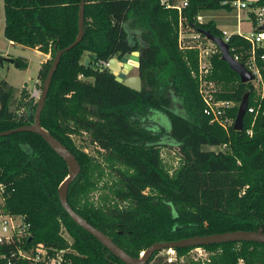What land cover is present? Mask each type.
Segmentation results:
<instances>
[{"label": "trees", "instance_id": "16d2710c", "mask_svg": "<svg viewBox=\"0 0 264 264\" xmlns=\"http://www.w3.org/2000/svg\"><path fill=\"white\" fill-rule=\"evenodd\" d=\"M233 1L188 0L183 27L223 37L214 21L199 22L198 14L231 10ZM79 2L3 0L4 37L50 55L37 74L42 81L55 47L64 48L76 38ZM251 5L264 6V0ZM248 15L255 24L254 14ZM84 17V36L60 57L41 113V125L81 167L68 188L69 205L133 257L157 241L234 230L264 232V87L257 94L253 83H242L218 50L212 54L209 78L217 85L216 98L233 104L227 115L234 121L245 92L248 107L255 109L246 112L242 130H234L233 124L224 129L203 112L198 83L191 75L197 50L178 46L175 10L157 0H85ZM228 45L232 55H241L240 61L248 58L250 44L243 35L231 34ZM132 51L140 52L137 69L144 87L139 91L96 66ZM84 52L89 53L88 66ZM262 54L264 46L255 54L264 85ZM16 67L26 69L27 63ZM14 91L0 80V131L32 123L34 106L18 113L12 109ZM133 109L166 117L169 137L180 149L172 172L161 157L158 132L131 121L128 113ZM73 136L87 140L94 153L75 145ZM67 174L64 160L38 134L0 136V211L21 215L30 224L31 240L24 247L43 243L68 249L63 257L70 264H125L61 206L58 187ZM201 248L206 257H191L193 247H184L175 249V261L168 262L158 251L146 264H264V243L223 242ZM15 249L13 243L0 245V264ZM14 264L32 263L14 259Z\"/></svg>", "mask_w": 264, "mask_h": 264}, {"label": "water", "instance_id": "95a60500", "mask_svg": "<svg viewBox=\"0 0 264 264\" xmlns=\"http://www.w3.org/2000/svg\"><path fill=\"white\" fill-rule=\"evenodd\" d=\"M84 9L85 0H80L78 7V32L75 40L64 48L57 49L55 47L54 57L48 68L46 76L42 82L41 92L39 99L36 103V107L32 117V123L27 125L18 126L13 129L0 131V136L10 135L16 132H33L41 136L51 149L59 155L67 165L68 174L66 178L61 182L58 187V198L63 209L67 212L70 218L85 231L94 236L105 248L109 250L114 256L119 258L125 264H146L149 261L151 255L155 252L184 248V247H202L209 244H219L223 242H256L264 243V232L259 230H234L225 231L222 233H213L208 235H197L192 237H186L178 240L171 241H157L152 243L147 249L144 250L143 255L139 257H133L128 254L123 248L117 245L109 236L104 232L90 224L80 214H78L68 203L67 192L70 184L77 178L80 173L81 167L75 157V155L55 136H53L48 130L41 125V113L45 105V100L49 92V88L52 82L53 75L57 69L60 57L63 53L67 52L75 45H77L84 36ZM264 29V25L260 27ZM208 40H210L218 49L221 54V59L225 61L229 67L237 73L242 83L252 82L254 80V74L248 70L243 63L235 61L230 52V48L227 42L222 37L212 34L206 29H197ZM96 58V57H95ZM140 52L132 51L124 54L118 58L116 56L107 60V66L105 69L114 76V79L122 83L123 85L134 89L136 91L141 90V78L139 75L128 76V71L132 67H139ZM89 58L85 59V64L88 66ZM249 92H245L242 100L238 106L237 113L233 122L234 130H242L243 121L248 108ZM31 240V237L28 239Z\"/></svg>", "mask_w": 264, "mask_h": 264}, {"label": "built area", "instance_id": "2783aa9c", "mask_svg": "<svg viewBox=\"0 0 264 264\" xmlns=\"http://www.w3.org/2000/svg\"><path fill=\"white\" fill-rule=\"evenodd\" d=\"M157 1L165 9L175 10L178 14V46L180 48H193L197 50V66L196 69L191 71V75L197 80L198 83V93L204 103L203 112L210 118V122L218 123L224 129H227V127L234 122L232 118L226 113L227 109L232 107L233 104L230 101L216 98V92L218 89L217 85L212 79L209 78V75L212 72L211 56L218 50L217 47L197 29H194L190 26V31H188L183 27V11L188 6V0ZM251 4L252 3H248L246 0H234L232 2V5L238 11L237 18L239 23L242 19V12L244 9H247L249 12L254 14L255 22L254 24L253 20L251 19L252 31H250L249 34H242L240 31L238 33L239 35H243L250 44L248 58L242 62L240 61V54H235L232 56L235 61L243 63L244 66L254 74V81L258 80L261 82V75L255 60V54L258 47L264 46V29L260 28L262 25H264V6L254 7ZM1 10L4 14L3 0H0V14ZM198 21L201 22L199 17ZM222 33V39L228 43L231 34H228L224 31ZM208 41H210V44L213 46L212 48L206 45ZM260 58L264 59V54L260 55ZM96 66L99 69H105L107 66V60H100ZM262 86L264 87L263 84ZM31 96L39 98L40 91L34 87L31 91ZM247 111L254 112L255 109L253 107H248ZM29 228L30 224L25 221L23 216L12 215L0 211V245L13 243L16 246V249L11 252L9 257L3 256L6 258L4 264H14V259L27 260L32 264H70V261L63 257L64 253L67 252L68 249L46 247L43 243H37L36 245L24 247L25 244L29 242V237H31ZM61 228L63 231V236L69 241V243H71V238L66 232L65 228L63 226ZM200 249L202 248L200 247ZM202 254L203 253L200 252V256ZM141 255H143V251L140 252V256ZM166 259L168 262L176 260V252L174 249L167 250Z\"/></svg>", "mask_w": 264, "mask_h": 264}, {"label": "rangeland", "instance_id": "374dc122", "mask_svg": "<svg viewBox=\"0 0 264 264\" xmlns=\"http://www.w3.org/2000/svg\"><path fill=\"white\" fill-rule=\"evenodd\" d=\"M247 1V0H246ZM248 2V1H247ZM249 3V2H248ZM243 10V9H242ZM237 9L233 8L231 10L226 8L202 10L199 12L198 16L201 18L202 23L208 22L210 20L214 21L217 27L219 26L222 30L227 32L237 33ZM4 14L1 10L0 14V80H6L14 88V98L12 103V109L17 113L26 109L29 105L36 107V103L39 98L31 96V91L34 87L41 92L42 80L38 78L37 74L40 68L39 57L36 52L30 47H24L19 45L9 44V41L3 35L4 29ZM245 34H249L251 29V24L249 21H243L240 24L239 31ZM213 44V43H212ZM210 48L213 46L210 41L206 43ZM264 45V43H263ZM215 47V46H214ZM17 57H27L28 60H16ZM50 58V55H49ZM48 58V59H49ZM82 60L84 58L82 57ZM28 62L26 69H20L16 67L17 64H23ZM138 75L137 67H132L128 71V76ZM257 94H261L262 84L260 81H252ZM144 87L143 82H141V88ZM24 102V103H23ZM174 108L179 109L178 101L175 98L172 99ZM35 110V109H34ZM34 113V112H33ZM129 119L136 122L143 128L150 129L154 133H157L158 139L162 143L161 157L164 161L166 168L169 172H172L178 165L180 157V149L178 144L173 142L168 134L167 119L164 114L157 111H148L146 114H141L137 109H133L128 113ZM75 145L82 148L88 153H94V147L88 143L87 140L79 136L72 137ZM206 148H211L207 147ZM0 198V204H1ZM67 235V234H66ZM70 239V238H69ZM200 252L203 254L202 257H206V253L200 249V247L193 248L190 251L191 257H200ZM167 250H163L162 254H166Z\"/></svg>", "mask_w": 264, "mask_h": 264}, {"label": "crops", "instance_id": "0c3cea01", "mask_svg": "<svg viewBox=\"0 0 264 264\" xmlns=\"http://www.w3.org/2000/svg\"><path fill=\"white\" fill-rule=\"evenodd\" d=\"M249 3H253V2H255L256 0H247ZM248 13H249V10H247V9H244L243 10V12H242V19H241V21H240V24L243 22V21H249L250 22V24H251V29H252V22H251V18H250V16L248 15ZM237 14H238V12H237ZM237 16V15H236ZM199 17V16H198ZM199 19L201 20V18L199 17ZM202 22V21H201ZM215 23V22H214ZM240 24H237V29H238V32L237 33H239V28H240ZM216 27H217V25H216ZM218 29H220L222 32L224 31V32H226V33H228V34H233L232 32H227L226 30H222L219 26L217 27ZM240 32L243 34V32L240 30ZM245 34V33H244ZM9 41V40H8ZM9 44H12V45H19L20 46V44H17V43H13V42H11V41H9ZM22 46V45H21ZM25 47V46H24ZM35 52H36V54H37V56L39 57V64H42L43 62H45L48 58H49V54H46V53H43V52H41V51H39L37 48H32ZM88 56H89V53H87V52H84V54H83V58L84 59H87L88 58ZM25 60H28V58L27 57H23ZM27 65H28V62H27Z\"/></svg>", "mask_w": 264, "mask_h": 264}, {"label": "clouds", "instance_id": "9594fccd", "mask_svg": "<svg viewBox=\"0 0 264 264\" xmlns=\"http://www.w3.org/2000/svg\"><path fill=\"white\" fill-rule=\"evenodd\" d=\"M143 253H144V251H143Z\"/></svg>", "mask_w": 264, "mask_h": 264}]
</instances>
